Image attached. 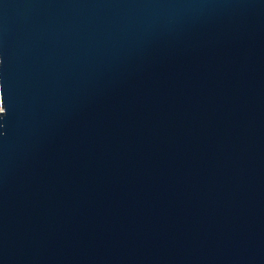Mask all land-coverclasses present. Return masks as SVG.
<instances>
[{
    "label": "water",
    "instance_id": "95a60500",
    "mask_svg": "<svg viewBox=\"0 0 264 264\" xmlns=\"http://www.w3.org/2000/svg\"><path fill=\"white\" fill-rule=\"evenodd\" d=\"M0 264H264V0H0Z\"/></svg>",
    "mask_w": 264,
    "mask_h": 264
}]
</instances>
